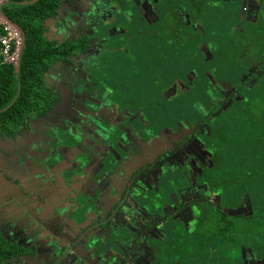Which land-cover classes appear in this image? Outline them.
I'll use <instances>...</instances> for the list:
<instances>
[{"label": "flooded vegetation", "instance_id": "obj_1", "mask_svg": "<svg viewBox=\"0 0 264 264\" xmlns=\"http://www.w3.org/2000/svg\"><path fill=\"white\" fill-rule=\"evenodd\" d=\"M226 1L61 2L50 18L65 19L68 30L58 29L60 22L56 28L68 36L55 42L48 18L49 37L55 49L67 45L70 51L45 70L34 97L41 107L23 121L0 120L1 128L8 126L0 130V203L13 207L12 220L4 216L0 223V261L35 264L24 255L26 247L50 256L57 246L59 264H264V189L256 188L255 197L243 188H218L209 179L215 167L219 172L213 162L219 150L206 136H243L264 151V0H229L238 4L241 24L231 22ZM212 23L219 27L215 33L208 32ZM169 34L175 40L182 35L177 48H203L206 63L219 58L225 66L230 59L223 46L242 51L246 66H235L246 71L237 75L232 65L218 64L190 69L194 53L171 73L158 56L154 70L149 50L130 66L133 47L151 46L162 54ZM226 71L233 84L242 74L238 81L245 85H228ZM146 80L150 86L141 91ZM205 80L210 90L199 92ZM222 86L226 96L217 93ZM237 102L245 104V127L228 135L221 119ZM169 109L170 118L158 117ZM86 124L115 133H98L105 141L98 147L107 156L89 176L84 171L94 157L82 144L87 132L78 129ZM79 155L86 162L81 169ZM223 177L237 179L234 173ZM28 212L38 230L33 242L19 228Z\"/></svg>", "mask_w": 264, "mask_h": 264}, {"label": "rangeland", "instance_id": "obj_2", "mask_svg": "<svg viewBox=\"0 0 264 264\" xmlns=\"http://www.w3.org/2000/svg\"><path fill=\"white\" fill-rule=\"evenodd\" d=\"M226 7L229 8V11L227 13L228 17L230 18L231 22L233 23L234 20L237 21L238 24H241L240 20L237 19V10H238V4H235L234 2H229V0L226 1ZM230 28V27H228ZM170 34L167 36L166 41H164L163 46L165 47L166 50L162 51V54L158 48H153L151 46H146V48H136L133 47L134 55L132 58V64L135 63V65H138L139 59L143 53H148V50L151 52V61L152 63V68L154 70L157 69L156 66H154V62L158 61L160 56L161 58H164L167 63L168 67L165 68L169 73L173 72L174 69H179L180 64L177 63L179 61L185 62L186 58L191 55V53H194V59H190V64L187 66H190L189 68L192 69L194 64L197 68H210L218 64L217 66L225 69V66L222 65V61H218L219 58H216V60L213 61L212 63H206L202 61V55L205 51H203V48L200 52H197L196 50L193 51L195 48V44H190L186 46L185 48H177L181 44V38L182 35L178 36V39H170L169 38ZM202 41V40H201ZM186 35L183 34V45H186ZM202 45H207L206 42L202 43ZM225 48V51L227 52V56L229 57V61H227V68L229 65H232L233 72H243L246 71L245 67H236L235 65L238 62H245L244 66H246V61H244L243 57V52L242 51H235L232 48H228L227 46H223ZM177 48V49H176ZM228 51L232 52L231 55H229ZM256 53L254 52V55ZM178 56V59L176 58ZM255 59H250L247 62L250 64L254 65ZM218 62V63H217ZM236 67V68H235ZM180 70V69H179ZM178 70V71H179ZM175 71V70H174ZM242 75V74H241ZM240 75V77H241ZM166 76V73H164V76ZM239 77V78H240ZM239 78L236 81V84L231 83L229 80V73L227 71L224 74V77L222 78L224 81L227 82L229 85L237 86L238 88H241L245 85V81H238ZM144 84L143 87H141V91H146L144 87H149L150 86V81L146 80L143 82ZM257 88V87H255ZM140 89V88H139ZM209 89L210 90V84L208 81H202L201 82V87L199 88V92H204L205 90ZM217 93H220L224 96H226L227 91L225 90V87H217L216 88ZM149 96L151 94L149 93ZM245 109V104L237 102L232 110V113H229V115H225L224 118L221 119V125L224 128V132H227L228 135L233 134L235 135L237 132L236 130H240V128H244V121H245V116L242 117V110ZM219 109H217L218 111ZM168 113L159 115L158 117L163 119V117H169L171 115V110H168ZM173 111V110H172ZM234 111L236 113L234 114ZM153 117L155 114H152ZM173 119L176 121V117L174 112L172 113ZM257 120V119H256ZM198 121V119L196 120ZM207 119H204L203 122H206ZM191 125H196V122L193 123V120H191ZM218 133V131H216ZM207 137V138H206ZM204 136L207 140H209L213 145H216L218 150H219V158L218 160L214 159L213 162L216 165H219V172L216 174L214 173V168L213 169V175L209 177L210 182L214 184V186L218 188H223L224 186H229L230 188L232 187H238V188H243L247 192L253 193V195L256 197L257 193H259L256 188L261 186L264 189V151L260 150L258 146L253 144H246L247 141L243 139V136H238L235 139H228V140H222L220 141L221 135L219 134L217 137H213L212 135L210 136ZM253 142V140H250V142ZM240 159H238L237 158ZM212 166V165H210ZM227 172V174L234 173L235 176L237 175V179H229L227 177H223V175ZM215 177V178H214ZM225 181V182H222ZM264 193V191L262 192ZM260 194V193H259ZM234 195H232L233 197ZM244 191L240 190L238 193V198L240 202H243V197H244Z\"/></svg>", "mask_w": 264, "mask_h": 264}, {"label": "trees", "instance_id": "obj_3", "mask_svg": "<svg viewBox=\"0 0 264 264\" xmlns=\"http://www.w3.org/2000/svg\"><path fill=\"white\" fill-rule=\"evenodd\" d=\"M62 1L65 0H11L3 6L4 15L26 32V46L20 75L13 66L1 64L0 55V120L7 116V121H11L16 116L23 121L31 109L41 107L34 97L41 92L45 70L64 52L70 51L67 45L55 49L54 43L45 36L44 21L56 14ZM25 2L29 3L23 5ZM9 105L11 108L2 112ZM7 129L8 126L0 127V130Z\"/></svg>", "mask_w": 264, "mask_h": 264}, {"label": "water", "instance_id": "obj_4", "mask_svg": "<svg viewBox=\"0 0 264 264\" xmlns=\"http://www.w3.org/2000/svg\"><path fill=\"white\" fill-rule=\"evenodd\" d=\"M35 1H38V0H35ZM27 3H29V2H25V3H23V5H26ZM59 12H60L59 9H57L55 17L57 16V13H59ZM0 13H1V16L3 18H5L8 22H10L14 26H16L22 33V47H21L20 54H19V62H18V65L16 66V71L20 75L21 59H22L23 51H24L25 46H26V32L17 23H15L13 20L9 19L8 17H6L4 15L3 7H1ZM58 19L59 20H57L56 18L55 19H51L50 18V20H51V22L53 24L52 25V32H53V36L55 37V42H56V37L66 36L67 35V33H64V34H60L59 33V30L56 28V23L57 22H61L62 25L64 26L65 30L66 29L68 30V27H67V25L65 24V21H64L65 19H62V20H60V18H58ZM45 29L48 30V27L45 26ZM55 34L57 36H55ZM45 36L47 37V34H45ZM47 39H48V41H52L53 40V38H49V37H47ZM19 86H20L19 87V92H20L21 85H19ZM85 127H86V129H85ZM78 129L80 130L81 133L87 132L88 135L85 133L86 134V137H85L86 138L85 139L86 142L82 143V144H86L87 143L84 146H85L86 149H89V150L92 151L91 155L94 157V162L89 163L90 165L87 168H85V171H84V173L89 176V175H91V174H93L95 172V170L97 168V165H98V159H100L102 156H104V157L107 156V154L102 153V150H101L100 146L98 147V144L100 145V142L101 143H105L104 139L98 137V133H104L107 138H112L113 136H115V133L113 131H105L103 129H100V131H94V130L91 129L89 124H86V126H84L83 130H82V126H80ZM88 129H91V131H94V133H92L90 130L88 131ZM123 134L125 135V131L123 132ZM107 140H110V139H107ZM110 141H112V140H110ZM53 159H55V158L53 157ZM79 160L82 161V163H79L77 165V169H81L83 167V165L86 164L83 156L79 155V157L76 158V161H79ZM108 164L112 165V166H115V163L113 161H111V160L108 161ZM25 171L27 173L31 174V172H29L27 169H25ZM27 200L30 201V198H27ZM95 210H97V208H95ZM12 212H13V207L9 206V204L0 203V214H1L0 215V223L3 222V218L2 217H4V216H7V217H9L12 220V215H13ZM25 216L26 217H24V220L22 222L26 221V223L21 225L20 227L19 226L18 227L20 229H22L21 231H22L23 235L25 236V238L27 239V242H33V241H35L36 233H37L38 230H33L34 226L31 224L32 218H30L29 212L26 213ZM8 222H9V220H8ZM8 222H6V223H8ZM0 232H1V230H0ZM29 248L30 247H26L25 248L26 252H24V255H26V258L34 257V263L35 264H51V261L53 262V264H59L60 263L59 256L61 255L60 257H62V251L57 246L53 247L52 251L50 252V256L42 255L39 252H37L36 254H33L31 251H28ZM0 264H7V263L5 261L1 260ZM21 264H32V263L29 262V261H26V262L21 263ZM62 264H64V262Z\"/></svg>", "mask_w": 264, "mask_h": 264}, {"label": "built area", "instance_id": "obj_5", "mask_svg": "<svg viewBox=\"0 0 264 264\" xmlns=\"http://www.w3.org/2000/svg\"><path fill=\"white\" fill-rule=\"evenodd\" d=\"M11 0H0L1 7ZM22 47L21 31L1 16L0 13V55L1 64L16 67L19 62V54Z\"/></svg>", "mask_w": 264, "mask_h": 264}, {"label": "crops", "instance_id": "obj_6", "mask_svg": "<svg viewBox=\"0 0 264 264\" xmlns=\"http://www.w3.org/2000/svg\"><path fill=\"white\" fill-rule=\"evenodd\" d=\"M60 20H62L61 18H60ZM48 23H50L49 22V19H46L45 21H44V29H45V26H47V24ZM53 25V24H52ZM48 27V26H47ZM58 29H61V30H64L65 28H64V26L61 24V22L59 23V27H58ZM219 29V27L217 26V25H215L214 23H212L211 25H209V27H208V32H217V30ZM52 30V29H51ZM45 34H47V37H49V28H48V30L47 29H45ZM55 36H57L56 34H55ZM50 38V37H49ZM224 62H225V60H224ZM225 66H227V64L225 63ZM240 72H237V75L239 74ZM30 79H27V83L28 84H30ZM19 85H21V83H19ZM24 196L26 195V194H23Z\"/></svg>", "mask_w": 264, "mask_h": 264}, {"label": "clouds", "instance_id": "obj_7", "mask_svg": "<svg viewBox=\"0 0 264 264\" xmlns=\"http://www.w3.org/2000/svg\"><path fill=\"white\" fill-rule=\"evenodd\" d=\"M16 69V67H14Z\"/></svg>", "mask_w": 264, "mask_h": 264}]
</instances>
